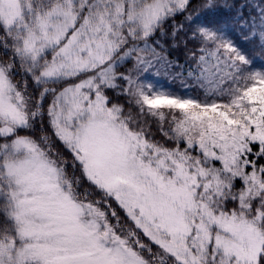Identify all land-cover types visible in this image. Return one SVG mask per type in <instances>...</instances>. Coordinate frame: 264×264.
<instances>
[{
  "label": "snow or ice",
  "instance_id": "snow-or-ice-1",
  "mask_svg": "<svg viewBox=\"0 0 264 264\" xmlns=\"http://www.w3.org/2000/svg\"><path fill=\"white\" fill-rule=\"evenodd\" d=\"M0 264H264V0H0Z\"/></svg>",
  "mask_w": 264,
  "mask_h": 264
},
{
  "label": "trees",
  "instance_id": "trees-1",
  "mask_svg": "<svg viewBox=\"0 0 264 264\" xmlns=\"http://www.w3.org/2000/svg\"><path fill=\"white\" fill-rule=\"evenodd\" d=\"M180 59H181V61H182L183 57L180 56ZM161 83L165 84L166 86H167V84H168L167 80H165V79H163V78H161ZM172 87H177V85H172Z\"/></svg>",
  "mask_w": 264,
  "mask_h": 264
},
{
  "label": "rangeland",
  "instance_id": "rangeland-1",
  "mask_svg": "<svg viewBox=\"0 0 264 264\" xmlns=\"http://www.w3.org/2000/svg\"><path fill=\"white\" fill-rule=\"evenodd\" d=\"M174 55H177V54H174Z\"/></svg>",
  "mask_w": 264,
  "mask_h": 264
}]
</instances>
